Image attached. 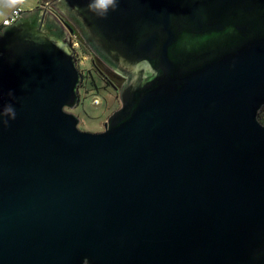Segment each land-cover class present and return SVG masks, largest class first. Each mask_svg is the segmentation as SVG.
Wrapping results in <instances>:
<instances>
[{"label":"water","instance_id":"95a60500","mask_svg":"<svg viewBox=\"0 0 264 264\" xmlns=\"http://www.w3.org/2000/svg\"><path fill=\"white\" fill-rule=\"evenodd\" d=\"M86 3L0 28V264H264V0ZM73 27L126 78L102 131Z\"/></svg>","mask_w":264,"mask_h":264},{"label":"rangeland","instance_id":"374dc122","mask_svg":"<svg viewBox=\"0 0 264 264\" xmlns=\"http://www.w3.org/2000/svg\"><path fill=\"white\" fill-rule=\"evenodd\" d=\"M13 4L20 6L23 10H28L37 5V0H16L15 3H10L9 0H0V20L5 15L4 11H6L7 7ZM75 56L79 71L89 74L91 78L95 72L88 49L82 53L81 50H78ZM99 65L104 70L103 66ZM88 83L86 87L83 86L79 91V97H81L80 106L68 109V111L78 117L80 129L92 132L102 131L104 130V122L120 106V103L116 92L111 87H107L96 81L98 88L93 89ZM260 115L264 117V106L260 109L258 117ZM259 120L261 121V119Z\"/></svg>","mask_w":264,"mask_h":264},{"label":"flooded vegetation","instance_id":"af4514ba","mask_svg":"<svg viewBox=\"0 0 264 264\" xmlns=\"http://www.w3.org/2000/svg\"><path fill=\"white\" fill-rule=\"evenodd\" d=\"M55 2H56V0H39L36 6H39L42 9H45L47 11H49V10L53 11V9L55 10ZM58 15L60 17H63L67 21V19L65 18L64 15H62L61 13H58ZM73 28H74V34L70 35V39H71L72 35L79 39L81 53L86 49H88V51H89V54L91 57V63L94 67V72H95V74H93V75L91 74L92 75L91 77H93L96 81L100 82L102 85H105L107 87H111L112 89H114V91L116 92L118 101L121 105V102L119 99V90H120L123 82L126 80V78L124 76L118 74L116 71H114L112 68H110L105 63H102V60L97 55H95V53H93L92 50L87 46V44L85 43L83 38L80 36L78 29L75 27H73ZM75 54H77V52H75ZM99 64L104 65L103 66L104 70L102 68H100ZM81 74H82V79H81L80 84L78 85V92L81 90V88H83L84 84L87 83L89 78H90L89 74H87V73L81 72ZM78 106H80V99H79V103L74 108H77ZM103 126H104V124H103Z\"/></svg>","mask_w":264,"mask_h":264},{"label":"clouds","instance_id":"9594fccd","mask_svg":"<svg viewBox=\"0 0 264 264\" xmlns=\"http://www.w3.org/2000/svg\"><path fill=\"white\" fill-rule=\"evenodd\" d=\"M10 2V0H9ZM12 3V2H10ZM15 3V2H14ZM85 7L88 11L94 13L98 17H105L109 10H115L117 7V0H87ZM9 95H12V91L9 90ZM15 111L11 104H7L3 111L0 112V116H7L9 119L15 118ZM7 123V121H3Z\"/></svg>","mask_w":264,"mask_h":264},{"label":"built area","instance_id":"2783aa9c","mask_svg":"<svg viewBox=\"0 0 264 264\" xmlns=\"http://www.w3.org/2000/svg\"><path fill=\"white\" fill-rule=\"evenodd\" d=\"M21 12H22V9L20 7H15L14 9H12L10 13L8 14V16H6L4 20L2 21L0 28L2 26L10 25L14 23L20 17ZM70 43H71V46L74 48L75 52H78V50H80V42L78 38L72 35L70 39Z\"/></svg>","mask_w":264,"mask_h":264},{"label":"trees","instance_id":"16d2710c","mask_svg":"<svg viewBox=\"0 0 264 264\" xmlns=\"http://www.w3.org/2000/svg\"><path fill=\"white\" fill-rule=\"evenodd\" d=\"M39 1V0H38ZM1 26V25H0ZM102 63H104L103 61H102ZM101 66H104V65H101ZM106 67V66H105ZM101 68V67H100ZM104 68V67H103ZM106 69V68H105ZM90 80V81H89ZM88 80V84L93 88V89H97L98 88V86H97V83H96V80L93 78V77H91L90 79ZM87 83H85L84 84V86L86 87V84ZM259 119H261V121L264 123V117H262L261 115L259 116Z\"/></svg>","mask_w":264,"mask_h":264},{"label":"crops","instance_id":"0c3cea01","mask_svg":"<svg viewBox=\"0 0 264 264\" xmlns=\"http://www.w3.org/2000/svg\"><path fill=\"white\" fill-rule=\"evenodd\" d=\"M37 3H38V0H37ZM15 7H20V6H15L14 4L13 5H10V6H8L7 7V9H6V11H4V13H5V15L3 16V18L0 20V25H1V23H2V21L4 20V18L6 17V16H8V14L10 13V11L12 10V9H14ZM36 7V6H35ZM21 8V7H20ZM34 8V7H33ZM22 9V8H21ZM29 10V9H28ZM22 11H24L23 9H22Z\"/></svg>","mask_w":264,"mask_h":264},{"label":"snow or ice","instance_id":"6c2138e0","mask_svg":"<svg viewBox=\"0 0 264 264\" xmlns=\"http://www.w3.org/2000/svg\"><path fill=\"white\" fill-rule=\"evenodd\" d=\"M10 2L14 3V2H16V0H10Z\"/></svg>","mask_w":264,"mask_h":264}]
</instances>
